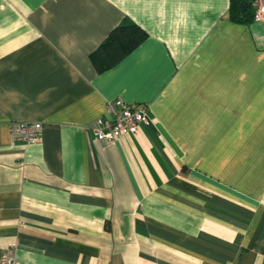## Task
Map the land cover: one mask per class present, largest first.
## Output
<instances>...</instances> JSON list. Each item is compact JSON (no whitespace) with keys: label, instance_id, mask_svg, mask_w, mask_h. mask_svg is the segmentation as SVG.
I'll use <instances>...</instances> for the list:
<instances>
[{"label":"crops","instance_id":"crops-1","mask_svg":"<svg viewBox=\"0 0 264 264\" xmlns=\"http://www.w3.org/2000/svg\"><path fill=\"white\" fill-rule=\"evenodd\" d=\"M230 0H0V256L264 264V24ZM146 32L96 71L122 21ZM115 98L149 124L95 139ZM42 123L40 140L12 135Z\"/></svg>","mask_w":264,"mask_h":264},{"label":"built area","instance_id":"built-area-1","mask_svg":"<svg viewBox=\"0 0 264 264\" xmlns=\"http://www.w3.org/2000/svg\"><path fill=\"white\" fill-rule=\"evenodd\" d=\"M254 21L264 24V0H252ZM106 118L98 117L92 128L95 139L115 142L124 135L136 134L140 126L149 124L145 103H128L115 98L106 104ZM42 123L38 121L16 122L12 125V135L23 143L40 140ZM0 264H18L14 245H8L0 256Z\"/></svg>","mask_w":264,"mask_h":264},{"label":"trees","instance_id":"trees-1","mask_svg":"<svg viewBox=\"0 0 264 264\" xmlns=\"http://www.w3.org/2000/svg\"><path fill=\"white\" fill-rule=\"evenodd\" d=\"M248 3L241 10V2ZM252 0H230L228 18L232 22L250 23L254 21ZM146 36V32L130 21H122L110 30L106 38L90 53V61L96 71L108 69L122 60Z\"/></svg>","mask_w":264,"mask_h":264},{"label":"water","instance_id":"water-1","mask_svg":"<svg viewBox=\"0 0 264 264\" xmlns=\"http://www.w3.org/2000/svg\"><path fill=\"white\" fill-rule=\"evenodd\" d=\"M247 5H248V3H246V2H241L240 3V8H241V10L243 11V10H245L246 9V7H247Z\"/></svg>","mask_w":264,"mask_h":264}]
</instances>
